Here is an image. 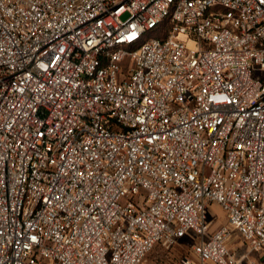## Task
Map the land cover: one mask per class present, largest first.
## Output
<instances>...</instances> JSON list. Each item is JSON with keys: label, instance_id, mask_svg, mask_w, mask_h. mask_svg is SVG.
<instances>
[{"label": "built area", "instance_id": "1", "mask_svg": "<svg viewBox=\"0 0 264 264\" xmlns=\"http://www.w3.org/2000/svg\"><path fill=\"white\" fill-rule=\"evenodd\" d=\"M185 238L177 264L264 255V0H0V264Z\"/></svg>", "mask_w": 264, "mask_h": 264}, {"label": "rangeland", "instance_id": "2", "mask_svg": "<svg viewBox=\"0 0 264 264\" xmlns=\"http://www.w3.org/2000/svg\"><path fill=\"white\" fill-rule=\"evenodd\" d=\"M208 217L211 218V229L214 230L227 223L222 209L213 203L208 209ZM230 245L237 248L238 253L247 251L246 243L242 242L241 236L237 232H233ZM192 242L185 238L178 243L172 245L170 248H166L163 245H156L147 255L148 264H177L178 260L183 255H189L191 252ZM254 253H251L253 255Z\"/></svg>", "mask_w": 264, "mask_h": 264}, {"label": "crops", "instance_id": "3", "mask_svg": "<svg viewBox=\"0 0 264 264\" xmlns=\"http://www.w3.org/2000/svg\"><path fill=\"white\" fill-rule=\"evenodd\" d=\"M235 231V230H234ZM233 231V232H234ZM235 232H237V231H235ZM238 233V232H237ZM239 234V233H238ZM240 235V234H239ZM233 236V235H232ZM241 236V235H240ZM232 239V238H231ZM231 239L229 240V246L235 251V253H237L238 255H242V254H244V253H246L249 249V247H248V245H247V243L244 241V239L242 238V236H241V239H242V242H244V243H246V245H247V251L246 252H243V253H238V251H237V248L236 247H233L232 245H230V241H231ZM252 253H254L253 255H251L250 254V257L251 258H253V259H257V260H259L260 261V263L261 264H264V255H261L260 253H255V252H252ZM245 264H247V261L245 262Z\"/></svg>", "mask_w": 264, "mask_h": 264}]
</instances>
